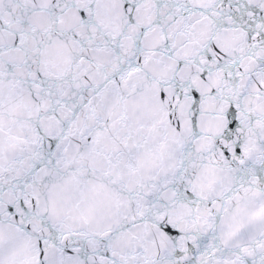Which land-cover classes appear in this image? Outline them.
I'll return each instance as SVG.
<instances>
[{
  "label": "snow or ice",
  "instance_id": "1",
  "mask_svg": "<svg viewBox=\"0 0 264 264\" xmlns=\"http://www.w3.org/2000/svg\"><path fill=\"white\" fill-rule=\"evenodd\" d=\"M0 264H264V0H0Z\"/></svg>",
  "mask_w": 264,
  "mask_h": 264
}]
</instances>
